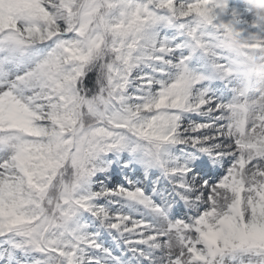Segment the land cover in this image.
I'll list each match as a JSON object with an SVG mask.
<instances>
[{"label": "snow or ice", "instance_id": "obj_1", "mask_svg": "<svg viewBox=\"0 0 264 264\" xmlns=\"http://www.w3.org/2000/svg\"><path fill=\"white\" fill-rule=\"evenodd\" d=\"M252 0H0V264H264Z\"/></svg>", "mask_w": 264, "mask_h": 264}, {"label": "rangeland", "instance_id": "obj_2", "mask_svg": "<svg viewBox=\"0 0 264 264\" xmlns=\"http://www.w3.org/2000/svg\"><path fill=\"white\" fill-rule=\"evenodd\" d=\"M245 68L247 69L245 70ZM245 68L243 75L236 77L235 88L237 94L246 96L254 104L264 103V61L246 62ZM244 78H246L245 81ZM249 86L253 87L251 94L247 89ZM259 93H262V95Z\"/></svg>", "mask_w": 264, "mask_h": 264}, {"label": "clouds", "instance_id": "obj_3", "mask_svg": "<svg viewBox=\"0 0 264 264\" xmlns=\"http://www.w3.org/2000/svg\"><path fill=\"white\" fill-rule=\"evenodd\" d=\"M252 2L257 6L261 11H264V0H252Z\"/></svg>", "mask_w": 264, "mask_h": 264}, {"label": "bare ground", "instance_id": "obj_4", "mask_svg": "<svg viewBox=\"0 0 264 264\" xmlns=\"http://www.w3.org/2000/svg\"><path fill=\"white\" fill-rule=\"evenodd\" d=\"M260 95H262V93H259ZM251 102V101H250Z\"/></svg>", "mask_w": 264, "mask_h": 264}]
</instances>
